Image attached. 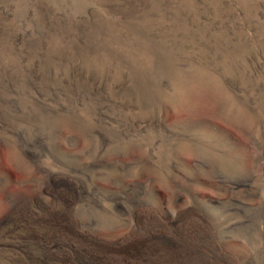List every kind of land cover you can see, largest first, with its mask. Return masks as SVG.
I'll list each match as a JSON object with an SVG mask.
<instances>
[{"label": "rangeland", "instance_id": "374dc122", "mask_svg": "<svg viewBox=\"0 0 264 264\" xmlns=\"http://www.w3.org/2000/svg\"><path fill=\"white\" fill-rule=\"evenodd\" d=\"M0 264H264V0H0Z\"/></svg>", "mask_w": 264, "mask_h": 264}]
</instances>
